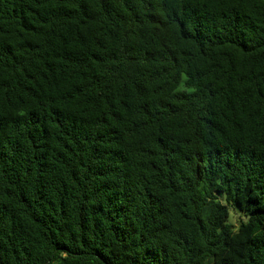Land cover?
<instances>
[{"label":"trees","instance_id":"16d2710c","mask_svg":"<svg viewBox=\"0 0 264 264\" xmlns=\"http://www.w3.org/2000/svg\"><path fill=\"white\" fill-rule=\"evenodd\" d=\"M0 264H264V0H0Z\"/></svg>","mask_w":264,"mask_h":264},{"label":"rangeland","instance_id":"374dc122","mask_svg":"<svg viewBox=\"0 0 264 264\" xmlns=\"http://www.w3.org/2000/svg\"><path fill=\"white\" fill-rule=\"evenodd\" d=\"M240 220H241L240 216L238 214L234 213V211H231L230 221L235 227H238Z\"/></svg>","mask_w":264,"mask_h":264}]
</instances>
